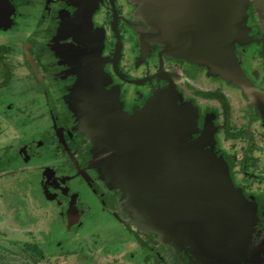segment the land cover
<instances>
[{
    "label": "flooded vegetation",
    "instance_id": "af4514ba",
    "mask_svg": "<svg viewBox=\"0 0 264 264\" xmlns=\"http://www.w3.org/2000/svg\"><path fill=\"white\" fill-rule=\"evenodd\" d=\"M97 2L105 3L106 17L108 16L110 22L109 29L104 26L103 30L94 31L90 20L93 0H0V101L2 105L6 103L4 106L7 107L8 115L9 109L24 108L35 103L37 106L46 103L58 108L57 105L62 102L61 106L67 107L69 96L59 95L60 98L56 99L52 92L60 87V76L64 80L67 79L66 82L69 80L72 85L81 77L77 71L78 53L76 52L78 44L86 42L94 43V49H91L95 52L94 58L92 56L91 61H86L91 62V66L107 69L108 65H114L112 64L114 61L118 64V58H124L125 63V58L128 57L129 64L125 63V65L133 63L132 68H136L139 74L138 77L134 75L136 84L140 86L139 94H143L145 90L155 93L158 89H165V86L169 87V90L176 83V76H183V79L189 82L185 76L188 73L186 62L171 61L166 67L165 57L168 56L166 50L169 49L161 48L158 52L150 49L155 46V38L161 37L163 28L171 29L168 18L171 15L167 16L168 13H164V17L158 16L155 19L157 24L148 28L150 31L148 30L142 37L145 38V42L141 40L137 31L141 20H145L146 13L161 9L166 12L171 6V1L159 0V4L157 0H97ZM219 2L220 4L215 2L213 5V1L209 0L208 13L216 12L214 17L208 19L209 23L198 20L197 15L184 9L177 13V21L181 26L177 37L182 36L183 43L185 42L177 49L188 50L190 46L193 53L200 51L216 53L221 50L218 56H222L223 60L216 61L219 65L213 67L225 70L228 76L218 75L211 79L213 82L217 81L218 85L214 91H211L214 92L210 96L211 99H205L204 107L199 108L200 118L204 128L208 122L206 120L212 119L216 129L215 139L221 137L224 139L223 142H226L225 139L228 138L230 145H233L236 144L237 138L241 140L254 138V130L257 131L256 133L264 131V115L261 110L248 112L247 108L254 105L253 101L259 105L260 102H264V3L263 0H253L256 18L251 15H247L246 18L242 13L245 0H219ZM202 7L205 8V4ZM124 14L130 15L127 24L124 22ZM222 14H224L223 18ZM188 23L198 26L195 40L189 38L190 33L187 29L185 31V24ZM115 26L116 31H114ZM209 26L212 28L210 29ZM206 27L210 30L206 31ZM33 32L35 34H32ZM103 37L104 42L99 44L101 40L98 38ZM143 64L145 67L139 68ZM116 67L125 71L122 64ZM213 67L210 66L205 71L195 68L192 78L196 79V84L200 85L201 90L206 88L201 85L204 84V78L208 79L207 73H213L211 71ZM181 82L183 85L179 92L182 94L183 91L187 92L188 85H185L184 80ZM206 83L210 81L206 80ZM139 94L138 96H142ZM250 95L257 96V99ZM66 112L65 117L58 122L57 128H60V131L69 128L72 153L77 151L78 137H83L80 139L82 144L87 135L79 130L74 119L69 118V110ZM254 122L255 126H253ZM243 125H246L244 131ZM239 132L242 134L239 135ZM193 137L195 135L189 137V140H193ZM206 141L210 148L214 149L216 142L212 135L206 136ZM243 147L244 145L241 149ZM25 149L22 148L23 151ZM243 150L248 153L246 149ZM216 152L221 155L226 154L224 150ZM207 154V159H210L209 153ZM231 158L238 160V155L234 152ZM117 168H119L118 174H124L125 170H131L132 166H117ZM140 168L145 169L142 166ZM243 172L248 174V177L252 176L244 180L245 185L236 178L233 181L241 188L243 194L245 193L244 195L239 193L233 195L222 189L225 195L201 193L190 197L188 194L183 199L186 207L184 215L179 213L174 219L164 218L170 219L166 221L167 224L181 231L183 234L181 242L176 243L175 238L173 244L167 243L161 233L163 241H159V236L147 240L152 248L155 247L153 251L159 252V246L170 248L167 258L169 264H177V262L179 264H264V177L260 178L256 173L251 172L247 165ZM253 177L256 179H252ZM187 178L199 179L196 173L190 174ZM214 179L218 180L216 177ZM219 180L226 181V178L220 177ZM92 181L98 182L95 177H92ZM248 186L255 188L248 192L245 188ZM101 187L105 189V185ZM119 191L122 190L119 188ZM189 191L193 192V188L188 187L186 192ZM148 200L146 196L145 202ZM249 203L253 204L254 208ZM79 210L77 207L72 208L71 213L74 212L75 215L76 211L80 214ZM74 215L72 219H69V216L67 218L72 221L76 217ZM147 221L153 225L155 220ZM159 223L161 225V222ZM161 228L162 232L168 230L165 226L159 229Z\"/></svg>",
    "mask_w": 264,
    "mask_h": 264
},
{
    "label": "crops",
    "instance_id": "0c3cea01",
    "mask_svg": "<svg viewBox=\"0 0 264 264\" xmlns=\"http://www.w3.org/2000/svg\"><path fill=\"white\" fill-rule=\"evenodd\" d=\"M139 8H142V6H139ZM91 10L90 20L92 21L94 31L98 29L103 30L104 26L109 29L110 22L108 16L106 17L105 3H98L97 0H93ZM139 14L142 15L140 12ZM152 14L149 17L146 16L145 20L140 19V27H137L138 34L141 36L142 41L145 40V38L142 39V37L146 35V32L149 30L148 28H152V25L157 24L155 19L158 18V15H155L154 12ZM123 18L126 24L130 21V15L124 14ZM177 20L176 18L175 21L180 25V22ZM169 21L171 22V29L166 28L167 30H165V28H163L160 34L161 37L155 38V46L150 49H154L156 52L161 48L165 50L169 49L168 51L166 50L168 54V56L165 57L166 67L171 61L186 62L188 73L185 76L189 82H186L183 76H176L175 78L178 82L176 81V83L173 84L174 89L170 87L168 90L169 87L165 86V89H158L155 93H151L150 90L149 92L145 90L143 94H139L138 89L140 86L136 84L135 80V76L138 77L139 74L136 72V68H132L133 63L127 66V64H129L128 57L125 58L126 65L124 63V58H118V64H116V66L119 64L124 65L125 71L113 67L109 72H106V68L101 69V66H91V62H86L91 61L90 59H92V56L94 58L95 53L93 52L94 50H91L94 49V43L92 42V45V43L86 42L78 44L76 52L78 53L77 71L81 74V77L79 79L77 78L76 83L72 85L69 83V80L66 82L67 79L64 80L62 76H60V87L58 86L54 89L52 95L56 99L60 98L59 95L65 94L69 96L68 106H65V108L69 110V118L74 119L79 130L84 133L87 132V137H85L86 141L82 144H78L76 148L77 151L71 153L73 154L72 156L76 166H102L101 172L105 179L108 176V180L111 184L114 182L113 188L115 190L120 188L124 192L123 194H118L117 200L123 204L121 206H125V208L129 209L125 204H131L134 210L140 212V215H138L140 219L146 217L147 219L145 220L153 219L155 223L161 222L159 226H165L168 230L162 232V228L159 229V227L156 229V226L154 228L150 225L154 228L153 232L158 234L159 240L163 241L160 236L162 233L165 237L164 240H166L167 243L173 244L175 238V242L180 243L183 234L181 231L176 230L177 228H173V225L167 224V220L164 219L160 210L155 209L152 211L142 207V204L146 203L145 196L147 195H142L138 192L139 188L136 185V180H133V178H137V172H141V174L145 172V176L150 177L149 179L151 180L152 176L150 174L153 175L154 172L158 173L161 170L168 171L169 174H173L176 178L190 182L191 180L187 178V176L194 172H199L200 170L203 172L206 166H209V169L213 170V176L218 178L216 182H218L220 186L217 188L222 189V191L224 189L233 195L237 193L244 195L245 193L243 194L241 188L236 186L237 184L235 185L229 167L224 166V172L220 173L219 171L221 169L218 170V165L215 166L216 164L213 162L214 158L218 159L221 158L220 156H224L219 152L217 153L216 151L218 150H229V153L235 152L239 160L240 153L237 152L238 149L232 152L230 142H223L221 137L216 138V140V129L214 128L213 120H206L208 122H206L207 125L205 123L206 127L204 128V124L200 118L199 108L202 109L204 107L203 101L205 99H211L210 96H212V93L214 94V92L211 91H214V88L218 85L217 81L213 82L211 79L219 74L207 73L208 75L206 76L208 79L204 78V84L201 85L206 87H202L203 90L200 89L199 84H196V79L192 78V74L197 67L201 68V71H205V69L210 66L219 65L216 61L221 62L223 60L222 56H218L221 50L216 51V53H205V51L193 53L191 51L192 47L190 46L187 48L188 50H183L181 48L177 49L185 42L183 43L184 39L182 36L177 37L178 35L174 29L176 22L173 19H169ZM114 31H116V26ZM37 33L38 32H36V35ZM32 34H35V32ZM98 39L101 40L98 42L99 44L104 42V37ZM108 39L110 40V37H108ZM84 53L86 54L84 55ZM147 53L150 52L147 51ZM80 55L82 57H79ZM109 66L111 65H108V67ZM144 67V64L139 66V68ZM84 69L88 71L83 72ZM94 72H98V74L101 75L96 84L91 83L88 79H86V81L84 80L83 75L87 76ZM208 72H210V70H208ZM183 80L185 85H188V90H186L187 92L183 91L181 94L179 90L181 91V85H183L181 81ZM206 80H209L210 83H206ZM68 84L69 86H66ZM138 94L142 96H138ZM210 103L209 101L208 104ZM260 103L262 104H260V110L264 115V102L262 101ZM183 104L187 105L188 109L184 110L181 107ZM61 105L62 102H59L57 105L58 108H53L43 103L41 106L27 105L24 108L15 107L14 109H9V116L12 114L8 121L10 124L8 128L9 134L5 138L6 144H1L0 146V172L2 173L5 171V173L2 174H7L9 171L14 170L12 166H9L11 169L5 168V166L10 164V155L13 154L12 150L17 146L15 139L23 137L22 133L29 130H19L21 129V127H19L21 123L19 115L25 111L28 117L33 115L30 119L32 122L36 121L40 124L43 121L49 120L47 114L50 113L51 120L56 123L55 120H58V122L61 121L67 113V110ZM65 105H67L66 102ZM209 109L212 110V107L210 106ZM202 112H205V110H202ZM253 126H255V122ZM39 129L41 128L39 127ZM57 129L58 131L61 130L60 128ZM192 135H195V137H193L194 139L189 140V137L191 138ZM208 135H212L216 142L214 143V149L210 148L206 141V136ZM79 138L82 139L83 137ZM254 145H256V143H254ZM22 147L23 146L19 147V151ZM79 153L83 154L85 158L81 157ZM207 153H209L210 159H207ZM38 154H40V152H38ZM25 158H27L26 160L30 159L28 157ZM82 158L83 160H80ZM253 158L257 157L253 156ZM238 160H233L231 164L237 166L236 163H238ZM18 162L20 163V159L14 158V163L19 165ZM193 163H195L196 166H192ZM261 165L263 164L258 166ZM116 166H132L134 169L125 170L124 174H118L119 168ZM140 166L145 169L142 170ZM152 166H160V170L158 171L157 168H153ZM54 167L55 166L51 167L49 164H44L43 169L40 171L41 173L44 171V174H46L44 182L48 183L49 181H53L55 173ZM225 172H228L231 177L226 179V181L219 180L220 177H223ZM114 175L119 177L118 181L115 180ZM154 187L155 185L148 193L151 197L155 191L159 190V188L154 189ZM120 195H124L121 201H119ZM193 200H195V198ZM251 205L252 208H254V205ZM71 208H75V206ZM155 213L159 215H155ZM75 215L76 217L78 215L76 211Z\"/></svg>",
    "mask_w": 264,
    "mask_h": 264
},
{
    "label": "rangeland",
    "instance_id": "374dc122",
    "mask_svg": "<svg viewBox=\"0 0 264 264\" xmlns=\"http://www.w3.org/2000/svg\"><path fill=\"white\" fill-rule=\"evenodd\" d=\"M245 2L242 13L246 18L247 15L256 18L253 0ZM115 63L116 61L106 72L116 67ZM211 71L228 76L225 70L217 67ZM100 77L98 72L83 75L85 81L88 79L94 84ZM245 92L243 94L246 96ZM252 97L257 99V96ZM4 105L6 103L2 105L0 101V146L6 144L5 138L9 134L10 126V116ZM181 107L188 109L185 104ZM260 107L257 103L247 108L256 112L260 111ZM47 115L49 120L40 124L30 120L33 115L28 117L25 112L19 115V130H29L22 133L23 137L15 139L17 146L10 155V164L5 166L9 169V166H12L14 170L7 174H2L5 171L0 172V264H169L167 258L170 248L159 246L157 252L153 251L155 247L152 248L147 243L148 238L158 236L153 229L155 226L158 229L160 223L154 221L153 228L147 220L139 218L140 212L134 210L131 204H125L129 209L120 206L122 203L117 200L118 190H112L113 184L108 180V176L105 179L101 172L102 166H82L84 169L75 166L71 154L69 128L58 131V120L54 123L51 114ZM231 120L230 122H233ZM245 126L243 125V131ZM242 132H239V135ZM256 132L253 131L254 138H237L236 144L231 145L232 152L238 149L237 152L240 153L237 166L231 164L234 159L232 160L229 150L225 151L224 156L219 155L221 158H214L213 161L215 166L218 165V170L221 169L220 173L224 172V166L229 167L230 174H234L233 179L236 178L243 185L248 177V174L243 172L247 164L251 172L260 178L264 177V131ZM225 141L230 142V139L226 138ZM242 145L248 153L241 149ZM20 146L26 149L21 151V148L19 151ZM26 155L29 160H26ZM81 157L85 158L83 154ZM14 158L20 159L19 165L14 163ZM44 164L55 166L53 182L57 185L53 183L48 187V183L44 182L46 174L44 171L40 172ZM260 164L263 165L258 166ZM230 174L225 172L223 177L228 179ZM92 177L98 182L92 181ZM250 177L252 176L248 178ZM114 178L119 180L117 175H114ZM66 184L70 186L71 192L76 194V202H79L77 206L80 208V219L76 224L64 221L67 207V217L72 219L74 215V212L71 213V207L74 205L68 202L74 194L60 195L62 198L55 195L59 192L58 186H67ZM100 184L105 185L109 197L96 192V187L103 190ZM245 188L251 192L255 187ZM123 197L124 195H120L119 201Z\"/></svg>",
    "mask_w": 264,
    "mask_h": 264
},
{
    "label": "water",
    "instance_id": "95a60500",
    "mask_svg": "<svg viewBox=\"0 0 264 264\" xmlns=\"http://www.w3.org/2000/svg\"><path fill=\"white\" fill-rule=\"evenodd\" d=\"M168 1L172 2L169 10H166L165 12L161 9L160 11L154 12V14L155 15L157 14L158 16H164L165 15L164 13H168L167 16L171 15L168 18L173 19L175 21V19L177 18V13L182 12V10L184 9L189 12H193V14L197 15L196 17L198 20L205 23H209L210 21L208 19L216 15L215 11H212L213 13L212 12L208 13L209 0H168ZM212 1H213V5L215 4V2L217 4H220L219 0H212ZM157 2L159 4V0H157ZM203 4H205V8L202 7ZM223 12H225V9L223 10ZM151 14L152 13H146V16L149 17ZM223 15L224 14H222V18ZM189 19L190 18H188V20ZM219 24H221V21ZM180 27L181 26L176 22L174 27L176 34H178V29H180ZM197 27L198 26L196 24H191V23L185 24V31L187 30L189 31L190 33L189 38L192 40H195ZM207 27L205 29L206 31L212 28L211 26H209L210 29H208ZM219 27L220 26L218 25L217 28L218 30ZM192 166H196V164L193 163ZM152 167L157 168L158 171L160 170V166H152ZM132 169H134V167H132ZM201 171L202 170H200L199 172H194L197 174V177L199 179L189 178L191 180L190 182H187L184 179L176 178L175 176H173V174H169L168 171L161 170L158 173L154 172L153 175L150 174L152 176L151 180L149 179L150 177L145 176L144 171H143L144 173L142 174H139L137 172L136 175L137 178H133V180H136L135 181L136 185L139 188L138 192H140V194L142 195H147L149 199L148 202L142 204V207L148 208V210H152V211L158 209L161 211L164 217H167L165 213H167L168 215L174 214L176 216V214L184 213L186 207L185 204L183 203V199H185L188 194H190V197L198 196V194L200 195L201 193H206V194L210 193L213 195H216L218 193L220 195H225L223 194L220 188H217L218 186H220V184L215 181L214 179L215 176L212 177L213 170L212 169L210 170L209 166H206V169L203 172ZM154 185H155L154 189L159 188V190H157L154 194H152L151 197V195H148V193L149 190ZM188 187H192L193 192L189 191V193H187L186 190ZM223 191L225 190L223 189ZM167 220L169 221L170 219Z\"/></svg>",
    "mask_w": 264,
    "mask_h": 264
},
{
    "label": "trees",
    "instance_id": "16d2710c",
    "mask_svg": "<svg viewBox=\"0 0 264 264\" xmlns=\"http://www.w3.org/2000/svg\"><path fill=\"white\" fill-rule=\"evenodd\" d=\"M253 104H256V101H253ZM35 106H37L36 105V103L34 104ZM259 105V104H258ZM248 110L250 111V109L248 108ZM85 141H86V139H85ZM84 143V142H83ZM80 144V143H79ZM72 153H75V151H73ZM73 155V154H72ZM79 155H82V154H80L79 153ZM74 164H75V166H76V163L74 162ZM78 168H82V169H84V167H82V166H78ZM84 172H85V170H83ZM91 180H92V178H91ZM53 183H55L56 184V182H53V181H49L48 182V187L50 186V185H52ZM57 185V184H56ZM67 186H64V185H60V186H58V189H59V192L57 193H55V195L58 197V198H62V197H59L60 195L61 196H69L70 194L71 195H73L74 193H72L71 192V188H70V186L68 185V184H66ZM101 185H103V184H101ZM100 187H96V189H97V193L98 192H100L101 193V196H103V195H105V189L103 188V187H101L103 190L101 191V189H99ZM64 189V190H63ZM112 190H115L113 187H112ZM60 191H63L62 193L60 192ZM114 192V191H113ZM124 192H122V191H119L117 194H123ZM99 194V193H98ZM100 195V194H99ZM106 195H108L107 194V192H106ZM75 197H76V194H74L73 195V197L71 198V199H68V202H70V203H72L75 207H77L78 209H80L79 208V206H77L78 205V203L79 202H76V200H75ZM96 200V199H95ZM68 208V207H67ZM80 211V210H79ZM65 215H66V212H65ZM79 219H80V214H78V216H77V218L75 217V219L74 220H72V221H70L68 218H67V216H65V222H69V223H73V224H76V223H78V221H79ZM18 226V225H17ZM32 247H36V246H33L32 245ZM41 251V250H40Z\"/></svg>",
    "mask_w": 264,
    "mask_h": 264
},
{
    "label": "bare ground",
    "instance_id": "6f19581e",
    "mask_svg": "<svg viewBox=\"0 0 264 264\" xmlns=\"http://www.w3.org/2000/svg\"><path fill=\"white\" fill-rule=\"evenodd\" d=\"M165 215L167 216V217H171L172 219H174V214H171V215H168L167 213H165ZM167 217H164V218H167Z\"/></svg>",
    "mask_w": 264,
    "mask_h": 264
}]
</instances>
